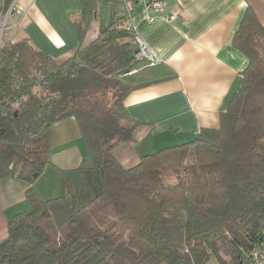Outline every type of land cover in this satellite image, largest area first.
I'll return each instance as SVG.
<instances>
[{
  "label": "trees",
  "instance_id": "16d2710c",
  "mask_svg": "<svg viewBox=\"0 0 264 264\" xmlns=\"http://www.w3.org/2000/svg\"><path fill=\"white\" fill-rule=\"evenodd\" d=\"M11 1L0 0V17ZM118 2L85 0L79 46L63 62L25 39L1 42L0 178L32 185L50 164L52 125L67 118L97 178L83 197L65 181L49 200L30 186L0 241V264H247L264 242V28L247 7L232 46L248 65L219 128L125 169L115 150L138 127L124 100L139 86L121 80L138 63V6L104 21V6Z\"/></svg>",
  "mask_w": 264,
  "mask_h": 264
},
{
  "label": "crops",
  "instance_id": "0c3cea01",
  "mask_svg": "<svg viewBox=\"0 0 264 264\" xmlns=\"http://www.w3.org/2000/svg\"><path fill=\"white\" fill-rule=\"evenodd\" d=\"M118 1L104 6V21L110 10L126 13L137 0ZM84 2L17 0L23 15L3 41L28 40L53 61L63 62L79 46L75 23ZM247 7L264 28V0H164L162 13L156 14L136 7L131 22L159 64L148 67L138 62L129 75L121 77L128 85L139 86L124 100L128 117L138 127L132 142L116 147L123 168L134 167L141 156L190 141L202 130L219 128L248 65L247 58L232 46ZM94 177L97 172L91 170L76 121L67 118L53 124L50 164L37 180L29 185L15 177L0 178V241L7 237L9 220L27 208L25 194L30 186L49 200L61 194L65 181L72 193L83 197L89 194Z\"/></svg>",
  "mask_w": 264,
  "mask_h": 264
},
{
  "label": "built area",
  "instance_id": "2783aa9c",
  "mask_svg": "<svg viewBox=\"0 0 264 264\" xmlns=\"http://www.w3.org/2000/svg\"><path fill=\"white\" fill-rule=\"evenodd\" d=\"M137 6L140 8V10L145 12L146 10H150L152 13H162L164 8V0H137L136 1ZM23 15V9L18 5L17 0H12L7 11L5 14L0 17V45L1 40L3 36V32L5 30L8 31H15L17 28V23L15 20L22 17ZM146 16V15H145ZM147 19L151 20L153 16H146ZM171 18V17H170ZM132 20V17H131ZM130 20V29L134 34V40H135V59L138 62H146L148 67H155L159 63L157 59L154 57V51L148 49L145 42L140 38V36L137 33L135 25ZM129 73H126L125 75H129ZM247 264H264V242L261 243L258 247H255L252 249V251L248 254V261Z\"/></svg>",
  "mask_w": 264,
  "mask_h": 264
},
{
  "label": "rangeland",
  "instance_id": "374dc122",
  "mask_svg": "<svg viewBox=\"0 0 264 264\" xmlns=\"http://www.w3.org/2000/svg\"><path fill=\"white\" fill-rule=\"evenodd\" d=\"M0 28H1V24H0ZM8 30H6L5 31V33H4V35H3V37H2V41H3V39L5 38V36L8 34ZM137 130V129H136ZM136 130H135V132H136ZM153 140V138H150V140L148 141V143H150L151 141ZM166 140V139H165Z\"/></svg>",
  "mask_w": 264,
  "mask_h": 264
},
{
  "label": "bare ground",
  "instance_id": "6f19581e",
  "mask_svg": "<svg viewBox=\"0 0 264 264\" xmlns=\"http://www.w3.org/2000/svg\"><path fill=\"white\" fill-rule=\"evenodd\" d=\"M21 18V17H20ZM16 21V20H15ZM17 23V22H16ZM17 25H18V23H17ZM1 29V28H0ZM6 31V30H5ZM5 31L3 32V35H4V33H5ZM3 37V36H2ZM1 42H2V40H1Z\"/></svg>",
  "mask_w": 264,
  "mask_h": 264
},
{
  "label": "water",
  "instance_id": "95a60500",
  "mask_svg": "<svg viewBox=\"0 0 264 264\" xmlns=\"http://www.w3.org/2000/svg\"><path fill=\"white\" fill-rule=\"evenodd\" d=\"M34 177H35V175H34Z\"/></svg>",
  "mask_w": 264,
  "mask_h": 264
}]
</instances>
